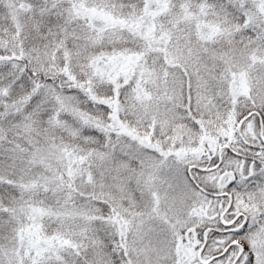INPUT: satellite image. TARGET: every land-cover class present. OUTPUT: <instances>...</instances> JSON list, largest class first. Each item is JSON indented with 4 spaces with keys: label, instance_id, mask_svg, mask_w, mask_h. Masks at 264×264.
Listing matches in <instances>:
<instances>
[{
    "label": "snow or ice",
    "instance_id": "6c2138e0",
    "mask_svg": "<svg viewBox=\"0 0 264 264\" xmlns=\"http://www.w3.org/2000/svg\"><path fill=\"white\" fill-rule=\"evenodd\" d=\"M0 264H264V0H0Z\"/></svg>",
    "mask_w": 264,
    "mask_h": 264
}]
</instances>
